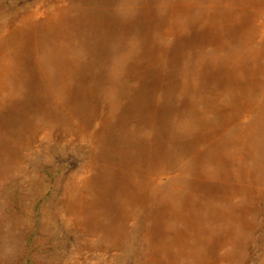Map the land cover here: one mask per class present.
I'll return each mask as SVG.
<instances>
[{
	"label": "rangeland",
	"instance_id": "rangeland-1",
	"mask_svg": "<svg viewBox=\"0 0 264 264\" xmlns=\"http://www.w3.org/2000/svg\"><path fill=\"white\" fill-rule=\"evenodd\" d=\"M0 264H264V0H0Z\"/></svg>",
	"mask_w": 264,
	"mask_h": 264
},
{
	"label": "bare ground",
	"instance_id": "bare-ground-1",
	"mask_svg": "<svg viewBox=\"0 0 264 264\" xmlns=\"http://www.w3.org/2000/svg\"><path fill=\"white\" fill-rule=\"evenodd\" d=\"M92 1V0H91ZM92 3V2H91ZM103 4H105V3H103ZM169 13V12H168ZM91 14V13H90ZM93 15V14H92ZM16 17V16H15ZM14 18V17H13ZM83 18V17H82ZM15 21V20H14ZM84 21H86V20H84ZM79 22V21H78ZM38 23V22H37ZM35 24V23H34ZM10 25V24H9ZM40 25V24H39ZM47 25H50V24H47ZM36 26V25H35ZM38 28V27H37ZM19 29H20V27H19ZM40 29V28H39ZM30 30V29H29ZM17 31H18V29H17ZM13 30L12 31H10V33H11V35L13 34ZM21 32V31H20ZM29 32V31H28ZM36 32V31H35ZM31 33V32H30ZM43 33H45V32H43ZM33 34V33H32ZM38 34V33H37ZM21 35V34H20ZM30 36V35H29ZM10 37V36H9ZM14 42V41H13ZM30 47V46H29ZM30 50H33V49H31L30 48ZM34 52V51H33ZM25 53V52H24ZM143 54V53H142ZM145 58V57H144ZM128 68V67H127ZM149 69V68H148ZM137 70V69H136ZM147 70V69H146ZM135 71V70H134ZM139 73V72H138ZM38 74V73H37ZM134 74V73H133ZM146 74V73H145ZM39 75V74H38ZM132 75V74H131ZM34 76V75H33ZM36 77V76H35ZM129 77V76H128ZM63 79V78H62ZM129 79V78H128ZM51 81V80H50ZM59 81H63V80H59ZM57 82V81H56ZM61 84V83H60ZM64 84V83H63ZM66 86V85H65ZM53 99V98H52ZM174 104V103H173ZM172 105V104H171ZM178 111V110H177ZM162 132V131H161ZM105 133L107 134V132L105 131ZM110 133V132H109ZM96 134V136H97V133H95ZM94 135V134H93ZM98 137V136H97ZM96 137V138H97ZM100 137V136H99ZM95 138V139H96ZM104 138V137H103ZM99 139L100 138H98V141H99ZM105 139V138H104ZM97 140V139H96ZM101 141H102V139H101ZM104 141V140H103ZM188 141V140H187ZM192 141V140H191ZM129 142V141H128ZM100 143V142H99ZM105 143V142H104ZM175 143V142H174ZM114 144V143H113ZM118 144V143H117ZM160 144H161V141H160ZM125 145V144H124ZM109 148V147H108ZM112 150H114V149H112ZM189 150V149H188ZM187 150V151H188ZM113 152V151H112ZM116 155H118V154H116ZM121 155V154H120ZM88 156H89V154H88ZM91 156V155H90ZM109 158V157H108ZM109 161V160H108ZM90 162H92V161H90ZM89 162V163H90ZM141 162V161H140ZM91 167V166H90ZM95 176V175H94ZM108 181V180H107ZM109 183V182H108ZM111 186V185H110ZM117 190V189H116ZM103 193V192H102ZM148 218V217H147Z\"/></svg>",
	"mask_w": 264,
	"mask_h": 264
}]
</instances>
